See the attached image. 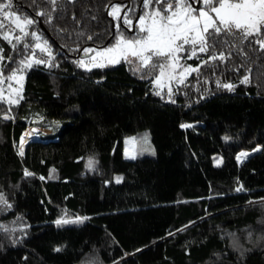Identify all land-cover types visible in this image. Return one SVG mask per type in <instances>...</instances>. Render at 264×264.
<instances>
[{"label":"trees","instance_id":"16d2710c","mask_svg":"<svg viewBox=\"0 0 264 264\" xmlns=\"http://www.w3.org/2000/svg\"><path fill=\"white\" fill-rule=\"evenodd\" d=\"M114 4L135 7L134 32L124 10L119 20L109 15ZM11 11L35 23L15 49L0 38L5 76L39 41L48 42L54 66L23 68V99L0 102V194L11 205L0 204V264H264V159L215 168L182 127L192 124L214 147L220 126L237 137L264 128V50L238 34L221 37L227 43L216 51H231V59L184 58L199 72L168 100L156 95V70L135 72V63L121 61L89 71L76 63L84 48L137 35L141 0H13ZM32 111L44 127L58 122L54 136L40 139L50 135L28 125ZM143 130L155 155L125 159L123 139ZM255 144L264 145V132ZM76 217L87 219L71 228L55 223Z\"/></svg>","mask_w":264,"mask_h":264},{"label":"snow or ice","instance_id":"6c2138e0","mask_svg":"<svg viewBox=\"0 0 264 264\" xmlns=\"http://www.w3.org/2000/svg\"><path fill=\"white\" fill-rule=\"evenodd\" d=\"M50 2L55 5L57 0H50ZM193 3H198L200 7H193ZM12 7L13 0L0 3V29L6 27L5 21H8L11 26L9 31L0 33V38L7 40L15 49L16 44L29 35L25 31L27 26L35 21L31 18H22L16 12L11 11ZM141 7L143 12L138 17L137 35L128 39L121 32L111 47H105L102 50L84 48L85 54L94 53V55L89 57L88 62L76 61L77 65L90 71L92 68H104L125 61L130 65L136 64L133 69L135 72H143L145 69L156 70L158 74L155 75L152 82L159 89L156 95H161L165 80H175L178 84H184L186 75L199 72L200 66L195 68L184 66L181 63L182 58L192 59L198 53L208 54L207 59L203 60L201 64H209L217 60L226 62L231 59V51H228L227 54L223 50L216 51L218 46L222 48L223 43H227V41H221V37H235L238 34L241 42L247 41L249 45L256 44L261 50H264V0H141ZM122 10H124L123 23L128 29H131L133 21L129 18V13H135V7L132 5H111L109 15L119 20ZM39 14L43 15V13ZM116 27L119 30L120 25L117 24ZM15 29H18L23 35H14ZM30 34L37 41L41 39L35 32ZM88 39H92V37L89 36ZM13 40L16 43H13ZM24 47L28 48L29 45L25 44ZM35 48L47 53L49 60L54 59L46 40L43 43H36ZM2 53L3 49H0V102L18 105L23 99L22 82L24 79L23 75H18V73L22 72L25 67H31L33 63H47L50 67L54 65L44 59H36L33 50L31 56L20 60L19 67L5 76L3 67L5 58ZM8 59L12 58L8 57ZM177 69H181V71L177 73ZM13 81L19 87L13 88ZM6 82L7 95L4 94L3 87ZM241 82L248 83L249 77L245 76ZM223 87L232 89L234 86L224 84ZM168 93L171 98V87L168 88ZM2 118L11 119L12 117L5 114ZM182 127H191V125H182ZM25 142L24 137H21L19 144V155L21 156L24 154ZM141 143L145 146L148 145L147 134L141 138ZM126 144L135 148L136 137L129 138ZM147 150H149L148 147L142 149V151ZM258 150L257 148L253 151ZM248 155L250 154L247 152H241L237 155V160L240 161ZM126 156L135 159L136 153L135 151H126ZM219 163L218 160L217 164ZM93 164L94 161L89 159L88 167L91 168ZM25 175H31V173L25 170ZM121 179V177H117V183ZM236 191H243V186L238 187ZM0 204L11 207L2 194H0ZM84 219L87 217H76L74 220L61 218L55 223L58 226L82 223ZM55 250L60 251L59 248Z\"/></svg>","mask_w":264,"mask_h":264},{"label":"rangeland","instance_id":"374dc122","mask_svg":"<svg viewBox=\"0 0 264 264\" xmlns=\"http://www.w3.org/2000/svg\"><path fill=\"white\" fill-rule=\"evenodd\" d=\"M137 26H138V21H137ZM39 43H43V42L39 41ZM111 46L112 45H110L108 47H111ZM103 48H105V47H103ZM103 48H92V49L102 50ZM34 49H36V48H34ZM33 50L31 52L30 56L32 55ZM36 50L39 51L40 53H45V52H41L39 49H36ZM92 55H94V53H88V54L83 53V55L81 56V58H79V60H84L85 62H88L89 57ZM196 58H198V56ZM181 63L184 66H190L188 64L187 65L184 64V58L181 59ZM191 67L195 68V66H191ZM180 71H181V69H177V73H179ZM18 75H23V74H22V72H19ZM188 76L189 75H186V78ZM23 77H24V75H23ZM180 85H182V84H178L175 80H173V81L165 80L164 81V88L161 92H164V93L168 94V96H169L168 88L171 87V89L173 91L176 87H178ZM12 86H13V88L19 87V85H17L15 83V81L12 82ZM22 86H23V82H22ZM153 86H154L156 91L159 90L154 83H153ZM4 94L5 95L8 94V88L7 87L5 88ZM168 100H170L169 97H168ZM44 121H45V118L42 116L40 111H32L29 114V116L27 117V123L30 127L35 128L37 131H40L43 134H49L50 135L48 137H41L40 139H48L49 137L54 136L56 134L54 132H56L58 130L55 128V126L58 125V122L56 120H51L50 121L51 125L46 126V127L41 125V123ZM186 125H191V127H184L190 141L195 143L196 146H198V148L206 154V156L209 158L210 162L212 163V165L215 168H228V167H233L234 165H240L243 163L251 162L254 159H257L258 161H261L264 159V145L263 144H255L259 141V134L264 132V128L255 131L250 137L249 136L237 137V136H234L233 134H231L230 132H228L224 127L220 126L219 130L216 133V139H217L219 147H214L211 143H209V142L207 143V142H204L202 140L201 136L193 128L192 124H186ZM29 132L23 133L27 136L28 143L32 140V137L29 134ZM146 134L148 137V145L147 146H145L141 143V138H143ZM132 137H136V140H137V144L135 145V148H133V146H131V145L126 144V141ZM252 144H255V145L253 147L244 146V145H252ZM241 146H244V147H241ZM144 147H148L149 150L142 151V149ZM239 147H241L242 149ZM237 148H238V151L235 152L237 150ZM257 148L259 149L258 151H253L254 149H257ZM17 149L19 152V145H18ZM126 151L127 152L135 151L136 158L143 157V156H154L155 155V149H154L153 144L151 142L150 134H149L148 130H143V131H140L136 134L126 136L123 139V157L125 159L134 160V159L128 158L126 156ZM240 152H247L250 155H248L246 158H243V160H241L242 162H240L237 160V155ZM218 160L220 161L219 164H217ZM88 161L86 163V167H87V169H92L94 164L91 168H89L88 167ZM117 177L122 178V175L121 174H115L113 176V181L116 183H117ZM66 219H70V218H66ZM63 225H67L69 228H71L73 223L63 224Z\"/></svg>","mask_w":264,"mask_h":264},{"label":"built area","instance_id":"2783aa9c","mask_svg":"<svg viewBox=\"0 0 264 264\" xmlns=\"http://www.w3.org/2000/svg\"><path fill=\"white\" fill-rule=\"evenodd\" d=\"M5 25H6V31H9L11 26L9 25L8 21H5ZM14 35H21L20 31L18 29H15L13 32ZM35 51V58L36 59H44L46 61H49V57L47 55V53H40L39 51H37L36 49H34Z\"/></svg>","mask_w":264,"mask_h":264},{"label":"water","instance_id":"95a60500","mask_svg":"<svg viewBox=\"0 0 264 264\" xmlns=\"http://www.w3.org/2000/svg\"><path fill=\"white\" fill-rule=\"evenodd\" d=\"M193 5H194V7H196V8H199L200 7V5L198 4V3H193ZM108 10V9H107ZM138 17V16H137ZM137 19V18H136ZM113 23V22H112ZM134 30H135V26H134V24H133V27H132V29H131V31L130 32H134ZM24 155H22V157H23Z\"/></svg>","mask_w":264,"mask_h":264},{"label":"bare ground","instance_id":"6f19581e","mask_svg":"<svg viewBox=\"0 0 264 264\" xmlns=\"http://www.w3.org/2000/svg\"><path fill=\"white\" fill-rule=\"evenodd\" d=\"M241 153V152H240ZM239 154V153H238ZM243 160V159H242ZM240 162H242L241 160H240Z\"/></svg>","mask_w":264,"mask_h":264}]
</instances>
